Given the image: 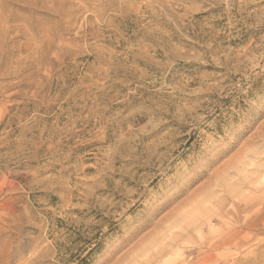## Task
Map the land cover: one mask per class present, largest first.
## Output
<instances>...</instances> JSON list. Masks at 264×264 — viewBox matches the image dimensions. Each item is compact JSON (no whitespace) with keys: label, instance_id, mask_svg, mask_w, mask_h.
Listing matches in <instances>:
<instances>
[{"label":"rangeland","instance_id":"374dc122","mask_svg":"<svg viewBox=\"0 0 264 264\" xmlns=\"http://www.w3.org/2000/svg\"><path fill=\"white\" fill-rule=\"evenodd\" d=\"M0 264H264V0H0Z\"/></svg>","mask_w":264,"mask_h":264}]
</instances>
